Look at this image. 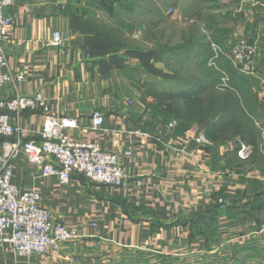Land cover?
Listing matches in <instances>:
<instances>
[{
	"label": "crops",
	"instance_id": "0c3cea01",
	"mask_svg": "<svg viewBox=\"0 0 264 264\" xmlns=\"http://www.w3.org/2000/svg\"><path fill=\"white\" fill-rule=\"evenodd\" d=\"M86 1H6L4 12L13 21L3 39L7 68L22 80L5 86L1 95L40 92L53 114L77 120L76 127L65 130L70 141L119 154L125 182L104 185L80 174L61 182L43 175L20 150L11 182L37 192L52 219L79 238L29 256L0 242V264H130L126 261L134 253L264 264V239L257 231L264 222V22L259 0L235 1L240 6L235 18L244 23L233 27L229 38L257 30L262 40L256 70L247 82L236 80L237 96L219 87L223 63L213 57L212 32L194 28L182 42L178 29L176 41L157 42L162 53L157 50L155 74L149 75L135 55L93 51L87 20L113 25L120 12H85ZM56 32L61 41L53 44ZM155 80L164 86L156 91L151 86L152 96L142 85ZM228 99L251 114L245 130L236 127L246 126L239 109L230 112L233 121L227 120ZM94 111L103 115L101 126L92 125ZM43 120L40 109L11 116L24 130L22 140H38ZM206 128L210 144L195 142ZM228 129L237 132L226 134ZM11 140L0 137V155ZM240 142L254 147L247 159L236 154Z\"/></svg>",
	"mask_w": 264,
	"mask_h": 264
},
{
	"label": "built area",
	"instance_id": "2783aa9c",
	"mask_svg": "<svg viewBox=\"0 0 264 264\" xmlns=\"http://www.w3.org/2000/svg\"><path fill=\"white\" fill-rule=\"evenodd\" d=\"M7 0H0V137L12 138L0 155V242L12 245L18 255L45 254L56 250L62 243L77 240L79 234L67 229L61 221L53 220L48 209L42 206L41 197L35 191H25L11 182L14 157L22 150L30 163L41 167L43 175L56 176L61 182L69 181L74 174H80L93 183L123 186L125 176L119 163V154L101 148L98 144L72 142L65 130L76 127L75 118L57 116L50 110L49 99L40 92L30 95H15L5 98L2 89L22 80L7 68L3 39L13 28V21L4 12ZM260 16L264 22V0H259ZM173 11L168 9V13ZM259 36H241L228 47L226 58L237 70L252 74L256 70ZM61 37L54 34L53 44ZM213 57L221 52L219 46H212ZM26 109H40L44 120L38 140H22L24 130L11 122L12 114L18 115ZM99 111L91 114L94 127L103 124ZM169 122V127H174ZM199 144H210L204 132L193 138ZM253 146L240 142L236 154L241 159L249 158ZM126 155L130 151L125 152ZM264 237V222L258 228Z\"/></svg>",
	"mask_w": 264,
	"mask_h": 264
},
{
	"label": "rangeland",
	"instance_id": "374dc122",
	"mask_svg": "<svg viewBox=\"0 0 264 264\" xmlns=\"http://www.w3.org/2000/svg\"><path fill=\"white\" fill-rule=\"evenodd\" d=\"M235 1L236 0H92V3H90L91 1L87 0L83 7L85 12L88 10L96 13L99 12L100 16L103 14H109L112 10L120 12V17H117L115 24L107 25L106 22L102 21L104 19H102L100 21L101 26H103L106 31L109 30L115 33L114 38L116 37L119 42L117 44H120L117 45L120 48L118 51L119 54L129 55L130 53L136 56V54L141 52L145 53L147 50L151 53L149 59L147 56H144V58H138L136 56L149 75L155 74L154 62L156 59L154 58V55L157 53V42H173L177 39L175 33H178V29H180L178 40L181 38L182 42L187 40L189 33L192 34L195 31L194 28L198 30L202 28L203 30L212 32L213 37H211L210 45L219 46L221 48V52L217 56V61L219 62L221 60L223 63L221 68L219 67V71L223 72L220 73L218 71L220 75L223 76L219 87L228 89L230 85H233V88L237 90L236 80L238 82L239 80L247 82L248 79L246 77L249 74L243 73L233 67L230 61L226 58L225 53L236 38L243 35L247 37L252 36V33H256L257 30L254 32L249 30L240 35H235L234 37L229 38L228 34L230 33V30L233 27H237L239 24L243 25L244 23L242 19L237 20L235 18V15H240V13L236 11L237 7H240L239 2ZM169 8L173 9L171 13H168ZM257 10L259 13L260 7H258ZM124 13L127 15H124ZM261 42L262 40H259L258 55L262 44ZM127 47H130V50L132 51L128 52ZM125 49H127V51ZM151 58H154L153 62L150 61ZM197 70L198 72L201 70V72H203V67L197 66ZM143 75L147 76L145 73ZM148 78L154 77L149 76ZM153 82L152 85L145 83L142 85V87L146 88V91L151 93L152 96L155 95L152 90H160L163 89L164 86L161 82L157 83L156 80ZM247 86L245 88L250 91V86ZM237 91L240 93V89ZM240 109L245 112L247 116L249 115L251 117L248 110L244 108ZM243 112L241 113L244 116ZM250 123L252 122L248 121V123H244L246 126L236 127H241V129L245 130L246 127L251 125ZM233 127L234 126H231V128ZM236 132L237 131L233 129H228L226 134ZM253 138H255V136H253ZM259 236L264 239L262 235L259 234ZM126 262L130 264H219L220 260L218 258L216 260L206 258L205 260L200 257L178 260L173 257H158L148 254L134 253Z\"/></svg>",
	"mask_w": 264,
	"mask_h": 264
},
{
	"label": "trees",
	"instance_id": "16d2710c",
	"mask_svg": "<svg viewBox=\"0 0 264 264\" xmlns=\"http://www.w3.org/2000/svg\"><path fill=\"white\" fill-rule=\"evenodd\" d=\"M88 11H90V10H88ZM87 21H88V26H87L88 29L87 30L90 33L93 34V36L91 38V41L88 42V44L91 45V48L93 49V51L95 53H97V54H104V53H110V54L112 53V54H114V53H119L118 51H119L120 48L117 45H120V44H117L119 42L117 41V38L116 37L114 38V36H115L114 34L115 33L111 32L109 30L106 31L104 29V27L101 26V23L99 25H96L95 23H92L91 20H90V18ZM127 49H128V52L129 51L130 52L132 51V50H130L131 49L130 47H127ZM127 49H125V50L127 51ZM158 51H157L156 55L158 54ZM160 53H162V51H160ZM131 55H133V54H131ZM156 55H154V56H156ZM136 56L138 58H144V56H147V58L149 59V57L151 56V53L147 50V52H145V53H142L141 52L139 54H136ZM231 84H232V82H231ZM233 87H234L233 85H230L229 88L226 89V90H228L230 92H233L234 95H235L236 94V89H234ZM235 96H237V95H235ZM237 100H238V103H239V99H237ZM228 101H229V104L230 105H229V109H228L227 120H229V122H230V121H233L234 120V117H232L233 115H229L231 111H234L235 112L236 110L238 111V109L241 112H243V111L240 109L241 108L240 107V104H237L238 109H236V107L234 105V101L231 100V99H228ZM165 106L167 107V109L169 108V110H170V107L171 106L169 104H165ZM174 113L176 114L177 117H179V115H180L179 113L180 112L177 111V109L174 110ZM243 113H244V116L245 117L243 115H241V116L243 117V119L245 120V122H248V121L251 122L252 121L251 120V117L249 115L247 116V114L245 112H243ZM203 132H204V134H205V136L207 138L210 137V133H209V129L208 128H206L205 130H203ZM251 140H252V137H251V134H249V137H247V141H250L251 142Z\"/></svg>",
	"mask_w": 264,
	"mask_h": 264
}]
</instances>
